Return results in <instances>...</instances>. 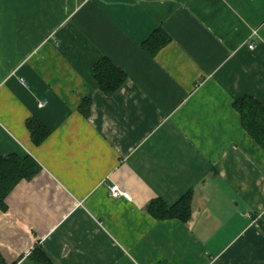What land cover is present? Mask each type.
Listing matches in <instances>:
<instances>
[{
  "label": "crops",
  "instance_id": "1",
  "mask_svg": "<svg viewBox=\"0 0 264 264\" xmlns=\"http://www.w3.org/2000/svg\"><path fill=\"white\" fill-rule=\"evenodd\" d=\"M103 57L127 74L113 94ZM245 96L264 107V0H0V155L41 165L0 208V264H45L37 246L53 264H264ZM188 192L186 220L149 208Z\"/></svg>",
  "mask_w": 264,
  "mask_h": 264
},
{
  "label": "trees",
  "instance_id": "2",
  "mask_svg": "<svg viewBox=\"0 0 264 264\" xmlns=\"http://www.w3.org/2000/svg\"><path fill=\"white\" fill-rule=\"evenodd\" d=\"M167 40V34L157 29L150 39L144 42V45L149 50H155L165 44ZM150 44L155 48H149L152 46ZM95 78L105 93L113 94L125 82L127 74L109 58L103 57L95 63ZM91 99V97L85 98L83 106H81L85 113L87 111H85L84 104L90 105ZM239 108L246 129L258 140L264 142V107H261L255 98L245 96L239 100ZM27 126L35 144L43 142L50 133L47 126L38 117L28 118ZM40 169L41 165L31 155L21 156L17 153L0 155V208L6 209L7 195L22 179H32ZM191 197L192 193L188 192L172 206H169L163 199H155L149 208L153 214L160 218L179 217L186 220L191 214ZM30 257L45 264H53L40 246L32 251Z\"/></svg>",
  "mask_w": 264,
  "mask_h": 264
},
{
  "label": "built area",
  "instance_id": "3",
  "mask_svg": "<svg viewBox=\"0 0 264 264\" xmlns=\"http://www.w3.org/2000/svg\"><path fill=\"white\" fill-rule=\"evenodd\" d=\"M254 33L257 34V30H255ZM249 46L254 47V43H251ZM44 103H45V101L41 102V104H44ZM111 190H112V194L114 196H124L127 199H131V195L127 191L121 190L119 185H117V184L112 185Z\"/></svg>",
  "mask_w": 264,
  "mask_h": 264
}]
</instances>
